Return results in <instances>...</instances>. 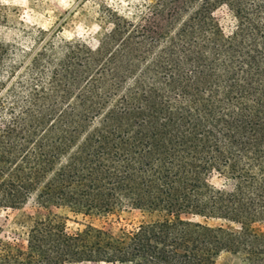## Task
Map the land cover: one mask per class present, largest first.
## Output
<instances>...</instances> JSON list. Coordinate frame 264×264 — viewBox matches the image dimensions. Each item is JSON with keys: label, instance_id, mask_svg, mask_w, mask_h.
<instances>
[{"label": "trees", "instance_id": "trees-1", "mask_svg": "<svg viewBox=\"0 0 264 264\" xmlns=\"http://www.w3.org/2000/svg\"><path fill=\"white\" fill-rule=\"evenodd\" d=\"M59 32L0 40V210L142 220L0 227V264H264V0H148L94 49Z\"/></svg>", "mask_w": 264, "mask_h": 264}, {"label": "rangeland", "instance_id": "rangeland-1", "mask_svg": "<svg viewBox=\"0 0 264 264\" xmlns=\"http://www.w3.org/2000/svg\"><path fill=\"white\" fill-rule=\"evenodd\" d=\"M148 0H0V40L5 44L28 48L37 31H54L60 27L59 37L79 41L85 48L94 49L99 36L113 22V15L135 19ZM225 31L232 27L226 10L216 13ZM213 183L219 186L217 179ZM53 217L66 224L68 231L93 226L110 233L129 228L142 220L134 211H122L106 216L74 214L64 207L43 206L30 200L19 209L0 210L2 239L21 244L26 228L35 220ZM202 222L199 218H192ZM211 227L218 223L209 221ZM255 233H264V223L251 227Z\"/></svg>", "mask_w": 264, "mask_h": 264}]
</instances>
